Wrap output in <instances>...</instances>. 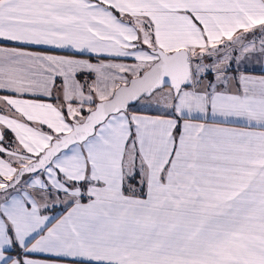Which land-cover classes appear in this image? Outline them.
I'll list each match as a JSON object with an SVG mask.
<instances>
[{"label": "snow or ice", "instance_id": "6c2138e0", "mask_svg": "<svg viewBox=\"0 0 264 264\" xmlns=\"http://www.w3.org/2000/svg\"><path fill=\"white\" fill-rule=\"evenodd\" d=\"M0 264H264V0H0Z\"/></svg>", "mask_w": 264, "mask_h": 264}]
</instances>
